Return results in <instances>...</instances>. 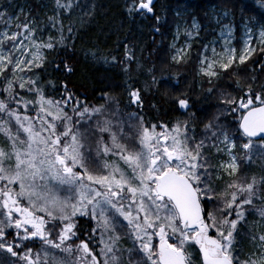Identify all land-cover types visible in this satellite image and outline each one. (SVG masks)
Masks as SVG:
<instances>
[{
	"label": "snow or ice",
	"instance_id": "obj_1",
	"mask_svg": "<svg viewBox=\"0 0 264 264\" xmlns=\"http://www.w3.org/2000/svg\"><path fill=\"white\" fill-rule=\"evenodd\" d=\"M54 4L44 27L21 19L23 8L15 17L0 12V264H193L189 248L198 249L199 264H264V177H249L241 167L257 154L264 159V83L257 91L256 76L240 75L249 62L257 65L249 71L264 73V27L258 36L248 28L239 49L229 39L220 51L212 47L210 56L199 57V74L209 83L229 72L235 78L232 91L220 92V105L246 138L238 145L219 116L197 136L187 93L171 102L188 118L170 124L150 123L138 111L124 115L111 96L90 106L67 83L57 98L56 83L42 79L47 53L74 47L79 29L64 24V15L78 7L75 0ZM125 11L151 14L153 0H126ZM46 29L57 36L45 37ZM171 47V62L186 63L191 45ZM91 56L125 73L135 59L126 44L123 57ZM61 65L71 73L64 60L56 70ZM169 81L176 78L152 76L151 89L172 87ZM126 88L125 107L142 108L141 90L130 82ZM213 155L223 158L213 164ZM249 215L258 218L251 229ZM242 225L252 242L247 252L236 242ZM37 241L40 250L29 246Z\"/></svg>",
	"mask_w": 264,
	"mask_h": 264
},
{
	"label": "trees",
	"instance_id": "obj_2",
	"mask_svg": "<svg viewBox=\"0 0 264 264\" xmlns=\"http://www.w3.org/2000/svg\"><path fill=\"white\" fill-rule=\"evenodd\" d=\"M125 3L126 0H75L78 7L74 6L70 17L64 15V24L67 27L71 21L73 26L79 29L78 38L74 41V47L68 50L57 47L47 53V75L42 73V79L56 83L54 94L57 98L63 91L59 85L67 83L78 99L90 106L102 104L103 97L108 95L120 98L119 104L127 110L131 106L134 107H125L130 104L129 89L126 88V82H130L141 90L142 108L137 107V110L150 123L170 124L177 118L187 119V116L174 110L175 106L171 102L174 95L187 93L195 104L194 126L202 125V121L209 120L214 113L212 106L220 105V92L232 91L235 87V78L229 72L219 81L213 79L212 83H209L207 78L198 75L194 55L188 58L186 63L171 62L172 40L179 20L183 16L187 17L188 21L196 17L203 25L200 34L210 35L216 31L211 16L214 10L220 9L228 10L233 15L237 31L239 22L247 17L250 23L257 22L264 27V6L260 4V0H155L153 13L129 16L125 11ZM21 5L29 11L28 16L34 18L41 27L46 25L47 18L53 15L55 8L54 0H0V12L13 16ZM25 16L23 12L21 19ZM155 28H159V33L154 31ZM45 32L57 36L55 30L46 29ZM201 37L198 39H202ZM125 44L135 57L128 73L122 71L120 65H111L99 57L94 59L91 56L92 52H98L99 56H108L109 59L112 55L123 57ZM197 47L199 48L200 44L194 39L192 52L196 51ZM254 59L260 57L256 56ZM61 60L72 68L71 73H65L62 65L61 70H56L55 64H59ZM153 66L155 71L150 72ZM240 67L242 77H257L254 86H257L259 91L258 85L264 83V73L249 71L257 67L251 62ZM162 74L174 76L176 81L168 82L172 87H160L159 92L153 91L152 76L159 77ZM213 87L217 90L209 94L207 89ZM233 95L236 93L233 92ZM200 111L205 114L198 116ZM219 117L222 125L234 130L236 137H242L238 131V123L235 122L236 118L231 113L223 111ZM254 170L257 172V180L264 177V167H254ZM249 220L253 221V224L258 222L255 215H249ZM241 227L245 228L243 225ZM243 237L236 240L237 247L242 252H247L252 247V242L250 235Z\"/></svg>",
	"mask_w": 264,
	"mask_h": 264
},
{
	"label": "rangeland",
	"instance_id": "obj_3",
	"mask_svg": "<svg viewBox=\"0 0 264 264\" xmlns=\"http://www.w3.org/2000/svg\"><path fill=\"white\" fill-rule=\"evenodd\" d=\"M21 8H23V5H21L18 8V11L15 13V15H13L12 17H15L17 14L20 13ZM24 8H23V12H24ZM214 10V9H213ZM212 19H213V23H214V29L216 28V31H214L212 34L210 35H201L200 31L202 29V24L200 22V20L196 17H192V19L190 21H188L187 17L183 16L180 20L179 23L177 24L176 28H175V33H174V38L172 40V45L175 44L176 48H182L185 47L186 45H191L190 48L187 49L188 51V58H190V56H192L191 52L193 49V45H194V39H197V43L200 44V47L198 49H196L195 51V67L197 68V72L199 76H202L201 74H199V57L202 53H207L209 56L211 55V51L210 49L212 47H215L217 51L221 50L222 45H224L226 40H231L232 46L236 47L237 49L243 47V41L247 38L248 35V28H252L253 29V33L255 36H258V31L261 27H263L262 25L258 24L257 22L254 23H250L248 17L245 18L244 20L239 22V29L237 31V24L236 21L233 17L232 14H230L228 12V10H220V9H216L213 11L212 14ZM28 19H32V18H28ZM193 21H195V23L198 25V27L193 28L192 24ZM188 23H190L188 25ZM225 26L231 27L232 29V34L231 37H229L228 34V30ZM41 27V26H40ZM213 29V30H214ZM50 34V32H44L43 35L45 37H47ZM200 36H202V39H198ZM254 43H255V39H254ZM207 46V47H205ZM174 54V53H173ZM108 96V95H105ZM104 98V102L102 104H106L107 100ZM114 97V96H112ZM119 103L121 102L120 98L115 97ZM100 104V105H102ZM95 106H99V105H95ZM136 105H134V107H130L129 110L127 109H123V107L120 105V108L123 112L124 115L127 114V112H136L137 110ZM223 111L226 112L221 105H213L212 106V116L210 117V119H212L213 117L216 116H220L223 114ZM201 113V114H200ZM198 114V116H203L205 113L201 112ZM141 115V113H139ZM209 119V120H210ZM208 119L205 121H202V125H196V134L197 136H199L201 134V130L203 128L204 123H207L209 121ZM226 130L229 132L230 135L232 136H236L235 131L230 129V127H226ZM244 142H246V139L244 138H238L237 139V144L241 145ZM254 143H256L257 145L260 144V141H254ZM253 151H256V149H254ZM236 154L241 157L242 159L245 158V153L241 152L239 150V148L237 149ZM223 157H217L215 155H213V159H212V163L215 164L219 159H222ZM241 167L244 169V174L251 177V176H256L257 172H255L254 167L257 168H261L264 167V159H261L260 155L257 154L256 156L253 157V160L251 163H248L246 160L244 163L241 164ZM253 225V221L249 220V216L247 217V228H251ZM245 228L240 226V230H239V235L236 237V240L238 241L240 238H244L243 236H248L249 235V231L247 232V230H244ZM242 240V239H241ZM129 242L131 244V241H125V243ZM124 243V242H122ZM125 247H131V246H125ZM195 248H189V252L192 253V258L194 260V254H196L195 252Z\"/></svg>",
	"mask_w": 264,
	"mask_h": 264
},
{
	"label": "flooded vegetation",
	"instance_id": "obj_4",
	"mask_svg": "<svg viewBox=\"0 0 264 264\" xmlns=\"http://www.w3.org/2000/svg\"><path fill=\"white\" fill-rule=\"evenodd\" d=\"M80 223H81V225H83L86 229L91 227V224L88 223L86 220H83V219H82V220L80 221ZM29 246L33 247L34 250H40V247H41L39 241H37L35 244L29 245ZM123 246H131V244H130L129 242L125 243V241H124ZM195 249H196V248H195ZM195 252H196V254H194V256H193V257H194L193 264H199V259H198V257H199V253H198V249H196Z\"/></svg>",
	"mask_w": 264,
	"mask_h": 264
},
{
	"label": "bare ground",
	"instance_id": "obj_5",
	"mask_svg": "<svg viewBox=\"0 0 264 264\" xmlns=\"http://www.w3.org/2000/svg\"><path fill=\"white\" fill-rule=\"evenodd\" d=\"M19 7H20V6H19ZM19 7H18V8H19ZM17 11H18V9H17ZM17 11H16V12H17ZM24 12H25V14H26V16H25L26 18H27V17H28V18H32V17L28 16V14H29V11H28V10H24ZM13 15H15V13H13ZM32 19H33V18H32ZM191 54H192V56L195 55V51H194V52H191ZM190 57H191V56H190Z\"/></svg>",
	"mask_w": 264,
	"mask_h": 264
},
{
	"label": "water",
	"instance_id": "obj_6",
	"mask_svg": "<svg viewBox=\"0 0 264 264\" xmlns=\"http://www.w3.org/2000/svg\"><path fill=\"white\" fill-rule=\"evenodd\" d=\"M153 2H154V0H153ZM253 139H258V138H253Z\"/></svg>",
	"mask_w": 264,
	"mask_h": 264
}]
</instances>
